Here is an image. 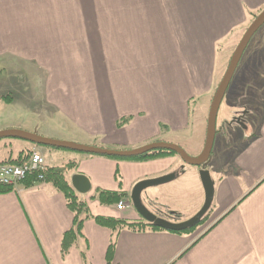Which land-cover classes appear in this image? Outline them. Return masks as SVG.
I'll use <instances>...</instances> for the list:
<instances>
[{
	"label": "crops",
	"instance_id": "crops-1",
	"mask_svg": "<svg viewBox=\"0 0 264 264\" xmlns=\"http://www.w3.org/2000/svg\"><path fill=\"white\" fill-rule=\"evenodd\" d=\"M263 6L264 0H0V85L14 94L7 113L0 109V130L20 128L113 149L164 141L196 156L224 44ZM248 44L225 92L234 105L239 96L245 99L250 80L264 81V37ZM16 78L41 80L40 104L48 112L32 113L30 83ZM225 106L243 114L235 122L242 132H234L231 117H224L227 137L219 131L222 140L218 133L211 151L213 200L193 231L146 226L115 232L89 217L62 255L73 214L50 181L27 180L0 193V264H264V107L248 124L244 114L251 109ZM123 117L129 119L118 126ZM33 145L3 140L0 161ZM39 151L49 167L75 163L65 173L70 185L73 174L88 178L90 190L77 196L92 216L147 223L131 204V190L140 180L171 172H178L176 178L141 192L145 207L178 222L203 204L199 167L177 154L138 160ZM97 190L122 193L127 205L101 204L93 198Z\"/></svg>",
	"mask_w": 264,
	"mask_h": 264
},
{
	"label": "water",
	"instance_id": "water-1",
	"mask_svg": "<svg viewBox=\"0 0 264 264\" xmlns=\"http://www.w3.org/2000/svg\"><path fill=\"white\" fill-rule=\"evenodd\" d=\"M263 24L264 8L254 17L252 22L244 31L230 56L229 62L221 79L217 84L207 113L204 144L201 152L196 156L189 155L181 146L177 144L164 141L151 142L134 149H113L48 138L35 132H29L19 128H6L0 130V139L14 138L41 146L119 158L135 157L157 150L172 151L181 158L184 164L199 167L198 174L204 192V201L201 208L191 217L182 221L174 222L157 216L148 210L142 203L140 195L143 190L148 187L160 185L173 180L178 175V172H171L163 176L138 181L131 190L130 200L132 206L139 213V215L152 226L177 232L188 230L200 223L211 206L214 193V181L211 177L210 170L207 168V164L210 161V154L216 133L217 112L243 52L245 51L252 36ZM70 181L73 189L80 194L86 193L90 190L89 180L83 174H73Z\"/></svg>",
	"mask_w": 264,
	"mask_h": 264
},
{
	"label": "trees",
	"instance_id": "trees-1",
	"mask_svg": "<svg viewBox=\"0 0 264 264\" xmlns=\"http://www.w3.org/2000/svg\"><path fill=\"white\" fill-rule=\"evenodd\" d=\"M129 117H123L117 121V125L121 126L123 125ZM163 154H175L172 151L167 150H157V151H151L148 153H145L143 155L135 156V157H129L125 159H138V160H144L149 159L152 157H157L159 155ZM29 152L28 151H22L20 152L14 159L7 158L5 161L1 163H14V164H21L28 158ZM111 158H119V157H113L108 156ZM75 167L74 162H68L62 166H47L46 172H45V180L50 181L59 191L62 192V194L65 197L66 205L68 209L73 214V225L70 230L65 232L63 234L62 240H61V246H60V252L62 255H65L69 248L75 243V240L77 236H81V229L83 221L89 217H93L94 220L103 226H106L110 228L112 231H118L121 228H127L131 231H142L145 229L146 226H150L153 229L163 230L159 227H154L148 222H142V221H136V222H127L121 219H115L112 217H102V216H92L86 204L79 200L77 196V192L73 189V187L68 183V181L65 179V173L72 168ZM11 190V187L9 186H1L0 185V193H5ZM123 197L122 193L117 192H110L105 190H97L96 194L93 196V198L97 199L101 204L110 205L112 203H118ZM205 218V217H204ZM204 218L201 220V222L198 224L200 225L203 223ZM197 225V226H198ZM197 226L192 227L188 230L184 231H172L175 233H183L188 231H193ZM114 232V233H115ZM114 246V239L111 240L108 251H107V260L108 255L112 252Z\"/></svg>",
	"mask_w": 264,
	"mask_h": 264
},
{
	"label": "rangeland",
	"instance_id": "rangeland-1",
	"mask_svg": "<svg viewBox=\"0 0 264 264\" xmlns=\"http://www.w3.org/2000/svg\"><path fill=\"white\" fill-rule=\"evenodd\" d=\"M264 8V6L260 9H256L255 11L251 12L249 15H250V18L252 17V19L250 20L249 23H247L246 27L244 28H241L239 30H237L232 38L230 39V43L227 42L224 44L225 46V59H224V64H223V67L221 68V74L219 76V80L221 79L226 67H227V64L229 62V59H230V56L236 46V44L238 43V41L240 40L241 36L243 35L244 31L246 30V28L249 26V24L252 22V20L254 19V17ZM262 30H264V24L255 32V34L252 36L251 40H250V43L252 42V46L253 44H255V42L261 38V37H264V34L262 35ZM253 40V41H252ZM228 45V46H227ZM249 46V44L247 45ZM252 48H250L251 50ZM249 50V51H250ZM249 51L246 52L244 58L248 57L249 55ZM262 67L263 65L260 67L259 66V69H255L256 72H258V75L259 73H263L262 71ZM255 72V73H256ZM17 80L21 81L22 83L24 82L25 84L27 83H30V86H31V95H32V101H31V109L32 110V113H43V112H48L45 108H42L40 104V99H39V86H40V79L39 78H30L29 79V82L27 80H24L23 78H16ZM250 80V79H249ZM263 85L255 82L254 80H250V83L248 84L250 87L249 88H246V95H245V99L244 98H241L242 96H239L237 98V100L234 102L235 105L230 102V98H231V93L228 92L226 95H225V101H224V98L220 104V107L218 109V112H217V116H216V133H215V137H214V143H213V147H212V151H213V148L215 147V143H216V138H217V135L219 133V131H222L223 133L225 132V135L224 137L226 138L227 137V129L223 130V121H226V119H224V117H231L230 121L232 122V124L236 125L233 128V131L234 132H242V129L240 127H237L238 125L235 124L236 121H233V118H240L242 119V115L240 113H237L238 111L236 112H231V111H227L226 112V106H225V103H228V106L230 107H235V108H241L243 105H245V109H251L252 112H249V114L245 113V119H246V122L249 124H254L255 121L259 118V115L261 114V108L264 107V81L262 82ZM254 84V85H253ZM28 86V84L26 85ZM259 87H262L261 89ZM5 88H3L1 85H0V109L1 108H5L3 109L4 112L7 113V103L9 100H13L14 99V94L13 92H10V91H3ZM250 90V91H249ZM245 92V91H244ZM244 92L242 91L243 93V96H244ZM19 93V92H17ZM214 94V93H213ZM241 94V92H240ZM17 95V94H16ZM7 98V99H6ZM237 105V107H236ZM44 107V106H43ZM240 111V110H239ZM207 113H208V110H207ZM33 116V115H31ZM1 117V115H0ZM249 118V119H248ZM248 119V120H247ZM228 120V119H227ZM247 123H245L246 125H248ZM245 125V126H246ZM43 125L41 124L40 122V126L39 128L42 129ZM20 129V128H19ZM222 138V134L219 133L218 135V140H220ZM8 138H5V139H0V142L3 141V140H7ZM222 140V139H221ZM67 141V140H66ZM40 148H44L46 150H51L52 147H47V146H41V145H37V144H34L33 147L30 149V150H27L28 152L32 151V150H36V151H39V147ZM40 152V151H39ZM41 153V152H40ZM41 155L43 156V154L41 153ZM44 157V156H43ZM5 161V160H3ZM3 161H0L3 162ZM208 165V169H210L212 171V161H211V154H210V162L207 164ZM27 180H32V179H27ZM25 180V181H27ZM24 181V182H25ZM22 182V183H24ZM21 184V183H20ZM201 192H202V196H203V191L201 189ZM204 201V200H203ZM202 224V223H201ZM200 224V225H201ZM198 225V226H200Z\"/></svg>",
	"mask_w": 264,
	"mask_h": 264
},
{
	"label": "built area",
	"instance_id": "built-area-1",
	"mask_svg": "<svg viewBox=\"0 0 264 264\" xmlns=\"http://www.w3.org/2000/svg\"><path fill=\"white\" fill-rule=\"evenodd\" d=\"M46 161L39 151L32 150L28 158L21 164L0 163V185L15 187L27 179L42 182L45 180ZM127 204L120 200L117 208H125Z\"/></svg>",
	"mask_w": 264,
	"mask_h": 264
},
{
	"label": "flooded vegetation",
	"instance_id": "flooded-vegetation-1",
	"mask_svg": "<svg viewBox=\"0 0 264 264\" xmlns=\"http://www.w3.org/2000/svg\"><path fill=\"white\" fill-rule=\"evenodd\" d=\"M243 117H244V116H243ZM243 117H242V118H243ZM234 120L240 122V118H234ZM209 162H210V161H209ZM207 168H208V165H207Z\"/></svg>",
	"mask_w": 264,
	"mask_h": 264
}]
</instances>
